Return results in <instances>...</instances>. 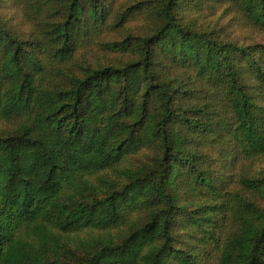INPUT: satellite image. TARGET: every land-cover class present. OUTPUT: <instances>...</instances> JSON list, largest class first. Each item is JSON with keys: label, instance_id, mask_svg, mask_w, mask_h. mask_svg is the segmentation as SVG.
<instances>
[{"label": "trees", "instance_id": "1", "mask_svg": "<svg viewBox=\"0 0 264 264\" xmlns=\"http://www.w3.org/2000/svg\"><path fill=\"white\" fill-rule=\"evenodd\" d=\"M226 1L264 35V0ZM14 2L0 264H264V179L235 167L264 159V44L185 19L201 0ZM97 48L115 59L74 68Z\"/></svg>", "mask_w": 264, "mask_h": 264}, {"label": "rangeland", "instance_id": "2", "mask_svg": "<svg viewBox=\"0 0 264 264\" xmlns=\"http://www.w3.org/2000/svg\"><path fill=\"white\" fill-rule=\"evenodd\" d=\"M120 3L121 1H118L117 5ZM201 3L204 5L200 6L198 10L185 11L182 16L187 20L195 18L198 24L204 27L222 31L232 41L242 47H253L258 44H264V35L247 26L239 12L226 0H201ZM0 23L19 38L24 40L29 39L31 25L26 21L23 14L19 12L14 0H0ZM145 25L142 20L137 19L129 24V29L122 30L120 34L109 33L107 40L123 36L125 32H129L132 35L136 34ZM83 50L77 49L72 56L71 62L77 70L78 68L82 70V68L88 65L95 66L97 63H105L106 60L115 59V56L106 54L105 52L103 54L98 48L87 52ZM3 127L4 124H0V131H2ZM133 164L139 165L140 161L135 159ZM235 167L237 170L243 171L251 179H264V159L255 160L246 166L245 162L239 161V163L235 164ZM112 178L113 174H110L109 179Z\"/></svg>", "mask_w": 264, "mask_h": 264}]
</instances>
